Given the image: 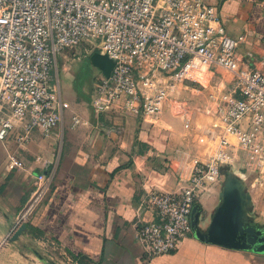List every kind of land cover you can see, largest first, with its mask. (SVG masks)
I'll use <instances>...</instances> for the list:
<instances>
[{
  "label": "built area",
  "instance_id": "2783aa9c",
  "mask_svg": "<svg viewBox=\"0 0 264 264\" xmlns=\"http://www.w3.org/2000/svg\"><path fill=\"white\" fill-rule=\"evenodd\" d=\"M238 44L209 0H0V142L14 136L24 143L35 129L49 135L62 121L57 63L66 49L83 45L113 61L109 76L99 71L93 88L91 104L101 114L121 109L155 117L172 82L192 72L227 70L235 84L210 130L220 138L218 151L196 163L176 188H145L132 224L146 260L169 254L191 235L193 205L219 182L220 166L232 163L237 150L245 155L246 170L264 175V46L245 60ZM81 124L73 114L70 127ZM102 125L107 134L121 131ZM226 134L236 136L238 148ZM22 165L16 153L8 154V169ZM35 177L12 230L45 197L52 169ZM143 207L153 218L141 217ZM57 252L47 257L71 263L68 254Z\"/></svg>",
  "mask_w": 264,
  "mask_h": 264
},
{
  "label": "crops",
  "instance_id": "0c3cea01",
  "mask_svg": "<svg viewBox=\"0 0 264 264\" xmlns=\"http://www.w3.org/2000/svg\"><path fill=\"white\" fill-rule=\"evenodd\" d=\"M209 1L218 6L229 34L239 39L238 52L245 60L247 53L261 51L264 7L254 0ZM79 63H63V115L52 133L44 135L35 129L24 143L14 136L0 142V264H50L36 252L45 257L57 250L72 258L67 264H264V252L205 243L192 234L175 251L144 258L132 224L145 188L172 190L189 177L196 163L207 162L216 154L220 138L210 130L217 122L218 106L227 101L220 103L210 93L207 115L202 119L198 110L192 111L198 119L184 117L175 106L176 99L167 102L168 98L155 117L121 109L101 114L91 104L90 87L88 90L81 82L76 85L78 78L72 70ZM212 73L208 71V77ZM193 91L198 95L196 88ZM179 96L175 92L174 97ZM73 114L82 119L76 129L70 127ZM102 124L118 125L121 131L107 134ZM225 137L238 148L235 135ZM137 140L148 144L143 154L137 153L141 147ZM10 152L21 158L22 167L7 168ZM234 155L232 163L222 165V179L199 197L200 225L208 224L220 202L224 170L233 169L250 195L245 221L264 228V175L243 167L241 150ZM152 157L166 159L170 171L151 167L148 158ZM51 169L50 188L30 214L26 229L17 239L8 240L19 211L35 188V175ZM140 213L144 220L153 218L147 208Z\"/></svg>",
  "mask_w": 264,
  "mask_h": 264
},
{
  "label": "water",
  "instance_id": "95a60500",
  "mask_svg": "<svg viewBox=\"0 0 264 264\" xmlns=\"http://www.w3.org/2000/svg\"><path fill=\"white\" fill-rule=\"evenodd\" d=\"M92 65L97 67L105 76H109L113 61L106 54L94 51L89 55ZM223 172V166H220ZM233 169H228L223 180L220 193V202L212 212L210 220L205 228L200 225L201 205L196 202L191 210V232L194 238L205 242L218 244L227 248L247 249L264 252V228L259 225L246 222L247 209L250 204V195L246 187ZM26 229V223H22L8 238L12 241ZM50 264H57L51 258L43 257Z\"/></svg>",
  "mask_w": 264,
  "mask_h": 264
},
{
  "label": "rangeland",
  "instance_id": "374dc122",
  "mask_svg": "<svg viewBox=\"0 0 264 264\" xmlns=\"http://www.w3.org/2000/svg\"><path fill=\"white\" fill-rule=\"evenodd\" d=\"M64 52L65 53L61 60V54L58 56L57 63V74L60 86H62L63 83V63L64 66H66L71 62H80L79 65L75 67V71L72 70L75 72V76L78 78L76 85H79L81 82L82 85L88 88V90L90 87V92L92 91L93 93L94 85L100 76V70L90 63L89 55L91 53L86 52L85 46L83 45L66 49ZM212 71H214V73H212L211 78L208 77V71L200 73L192 72L188 78H183L181 80L172 82L167 102L176 99L174 102L175 106L178 107L181 112H183L184 117L189 115L192 118L196 117V119H198L197 116L200 117V119L206 117L207 113L205 112V109L210 104L209 94L215 93L217 98L220 100V103L221 100L228 101L231 96V89H233L235 82V78L227 70L222 68H214ZM194 88L198 90V95H196V93L193 91ZM175 92L180 94V96L177 98L174 97ZM193 110H198L197 116H193ZM224 172L226 175L225 170ZM219 179H222V174H220ZM205 225V223H201L203 228L206 227ZM56 261L57 260H55V262Z\"/></svg>",
  "mask_w": 264,
  "mask_h": 264
},
{
  "label": "trees",
  "instance_id": "16d2710c",
  "mask_svg": "<svg viewBox=\"0 0 264 264\" xmlns=\"http://www.w3.org/2000/svg\"><path fill=\"white\" fill-rule=\"evenodd\" d=\"M254 3L256 5L259 4L261 7H264V0H254ZM215 7L218 12L219 8L216 4H215ZM136 142L139 144V146H141L140 149H138L137 153L143 154L145 148L148 147V144L145 141H141V140H137ZM148 160H149L150 166L155 168L156 170L161 171V172L170 171V168L168 167L166 159L161 158V157H152V158H148ZM250 178H254V175H252Z\"/></svg>",
  "mask_w": 264,
  "mask_h": 264
}]
</instances>
